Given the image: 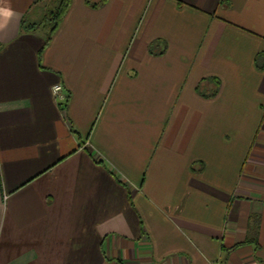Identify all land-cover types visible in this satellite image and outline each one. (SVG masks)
<instances>
[{"label": "crops", "instance_id": "obj_1", "mask_svg": "<svg viewBox=\"0 0 264 264\" xmlns=\"http://www.w3.org/2000/svg\"><path fill=\"white\" fill-rule=\"evenodd\" d=\"M70 1L0 0V264H264V0Z\"/></svg>", "mask_w": 264, "mask_h": 264}, {"label": "trees", "instance_id": "obj_2", "mask_svg": "<svg viewBox=\"0 0 264 264\" xmlns=\"http://www.w3.org/2000/svg\"><path fill=\"white\" fill-rule=\"evenodd\" d=\"M42 2L45 3V7H39L41 8V14L36 19L26 15L22 22V30L32 32L41 28L46 32V42H49L66 14L71 1L58 0L57 4L55 1L53 5L51 0H42ZM216 82L219 83L218 80Z\"/></svg>", "mask_w": 264, "mask_h": 264}, {"label": "built area", "instance_id": "obj_3", "mask_svg": "<svg viewBox=\"0 0 264 264\" xmlns=\"http://www.w3.org/2000/svg\"><path fill=\"white\" fill-rule=\"evenodd\" d=\"M62 91H63V85L61 83H58L53 86V93L56 95V97L65 98V95L62 94Z\"/></svg>", "mask_w": 264, "mask_h": 264}, {"label": "clouds", "instance_id": "obj_4", "mask_svg": "<svg viewBox=\"0 0 264 264\" xmlns=\"http://www.w3.org/2000/svg\"><path fill=\"white\" fill-rule=\"evenodd\" d=\"M0 14H3L6 17H11L12 15H14L11 9H2V8H0Z\"/></svg>", "mask_w": 264, "mask_h": 264}, {"label": "rangeland", "instance_id": "obj_5", "mask_svg": "<svg viewBox=\"0 0 264 264\" xmlns=\"http://www.w3.org/2000/svg\"><path fill=\"white\" fill-rule=\"evenodd\" d=\"M56 0H51V3L53 4Z\"/></svg>", "mask_w": 264, "mask_h": 264}]
</instances>
